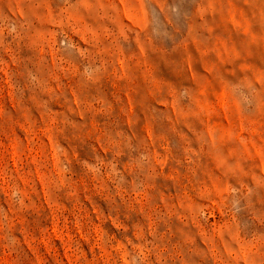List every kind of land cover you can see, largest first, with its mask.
Masks as SVG:
<instances>
[{
	"label": "rangeland",
	"instance_id": "1",
	"mask_svg": "<svg viewBox=\"0 0 264 264\" xmlns=\"http://www.w3.org/2000/svg\"><path fill=\"white\" fill-rule=\"evenodd\" d=\"M0 264H264V0H0Z\"/></svg>",
	"mask_w": 264,
	"mask_h": 264
}]
</instances>
